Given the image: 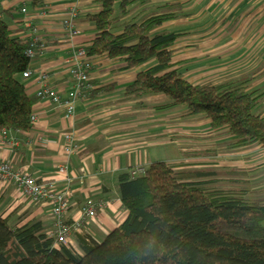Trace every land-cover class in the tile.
<instances>
[{"label": "crops", "instance_id": "1", "mask_svg": "<svg viewBox=\"0 0 264 264\" xmlns=\"http://www.w3.org/2000/svg\"><path fill=\"white\" fill-rule=\"evenodd\" d=\"M29 1L4 0L0 3V13L17 10L12 13L13 19L7 20L13 35L24 42L36 40L43 48L32 61L31 78L24 80L27 95L35 97L44 87L60 94L61 104L55 106L46 99L36 101L31 108L36 119L31 129L26 133L6 131L5 137H0V160L7 161L14 171L34 178L38 184H55L58 190L66 189L69 223L78 218L84 201L103 203L105 208L96 212L94 223L84 222L82 234L100 243L124 221L126 212L120 203L117 183L123 173L146 169L156 162L182 164L183 170L190 171L214 172L231 167L230 156L221 159L214 153V137H222L228 143L231 138L227 131L214 132L203 117H186L183 111H156L166 104L162 97L125 96L126 87L152 63L121 72L120 63L104 58L89 60L93 91L110 85L114 88L110 93L89 98L90 92L84 100H75L74 114L65 119L68 102L65 94L73 90L67 76L68 60L77 49L93 41V26L84 18L99 13L100 3L42 0L40 8H32ZM140 3L144 4L140 6ZM166 3L182 4L183 13L193 14L180 22L182 37L172 48L174 69L194 86L253 79L251 90L262 96L255 113L264 117V0H137L131 10L140 6L135 10L142 9V15L138 14L137 18L140 19L148 8ZM66 23L72 25L74 36L68 33ZM175 28L171 22L162 29L173 32ZM66 134L72 136L74 151L71 166L63 173L60 166L64 164L63 135ZM206 139L213 141L206 144ZM205 144L213 153H201ZM221 160L225 164L220 165ZM239 165L233 164L232 168ZM244 174L234 178L235 182L249 175L246 170ZM66 178L71 180L67 187L63 184ZM79 179H83L82 184ZM0 218L14 229L40 223L43 234L48 236L51 232L48 208L28 204L18 187L1 182ZM71 246L77 252L73 241Z\"/></svg>", "mask_w": 264, "mask_h": 264}, {"label": "trees", "instance_id": "2", "mask_svg": "<svg viewBox=\"0 0 264 264\" xmlns=\"http://www.w3.org/2000/svg\"><path fill=\"white\" fill-rule=\"evenodd\" d=\"M98 1L99 13L84 18L95 32L83 48L86 59L120 63L121 72L152 63L126 87L127 98L162 97L166 104L156 111L203 117L212 131H227L238 147L264 150V117L255 113L262 96L251 90L253 79L194 86L174 69L172 48L182 36L162 28L181 18V4L148 8L137 19L131 10L137 0ZM29 4L40 8L42 0ZM16 11L0 13V133L28 132L38 101L27 95L22 78L33 61L26 55L30 43L7 24ZM113 88L92 91L89 98ZM183 167L156 162L141 175L131 177L133 170L119 175L124 221L100 243L74 234L77 252L54 246L40 223L14 229L0 218V264H264V199H252L237 186L220 188L233 178Z\"/></svg>", "mask_w": 264, "mask_h": 264}, {"label": "built area", "instance_id": "3", "mask_svg": "<svg viewBox=\"0 0 264 264\" xmlns=\"http://www.w3.org/2000/svg\"><path fill=\"white\" fill-rule=\"evenodd\" d=\"M4 0H0V3ZM24 11L22 10V13ZM71 16L74 15L71 13ZM66 29L71 36L76 33L70 23H66ZM43 51L42 46L33 40L30 42L26 55L34 59L39 57ZM69 68L67 69V76L73 83V90L66 93L65 96L68 102L65 104L64 118L68 119L74 114L75 100L82 101L85 96L92 92L93 86L90 81L91 64L86 59L82 48L77 49L68 60ZM32 76L30 71L22 74L23 80H28ZM43 83L46 82L44 78ZM35 98L50 102V104L58 106L61 104V95L50 89L42 87L35 93ZM31 124L36 121L35 117L31 115ZM6 131L0 133V137H5ZM66 143L63 149L64 164L60 166V171L65 173L71 166L70 158L73 154V140L70 134L63 135ZM144 173L143 168H136L130 172L131 177H135ZM0 182L3 184H11L18 187L26 202L30 205H43L48 208L51 218V232L48 238L53 240L54 246L69 247L73 241V235L81 233L82 225L86 220L89 222L95 221L96 212L103 210L105 205L103 203H94L90 200L84 201L78 210V218L69 223V194L67 190H58L55 184H38L37 181L24 175L20 172L14 171L10 164L5 160H0ZM71 183L70 178H66L64 185L67 187ZM79 183H83V179H79Z\"/></svg>", "mask_w": 264, "mask_h": 264}, {"label": "rangeland", "instance_id": "4", "mask_svg": "<svg viewBox=\"0 0 264 264\" xmlns=\"http://www.w3.org/2000/svg\"><path fill=\"white\" fill-rule=\"evenodd\" d=\"M143 4L144 3H140V6ZM140 6L132 9V16L133 17H136V16H138V14H141L140 11L142 9L135 12V10L139 9ZM183 7H184V5L181 4V18H179L177 21L173 22L174 26H176V28L173 29L172 33L176 32L175 34H179V32H181V27H180L181 26L180 25L181 20L186 18L188 15H189V17L193 16V14H190V13H183L182 12ZM144 15L145 14H143V16ZM258 81H260L259 78H258ZM222 82H224V81H222ZM210 83H216V82H210ZM219 83H221V82H219ZM214 138H215V142H216V151L214 152L215 155L218 157H221V159L223 157H229L230 156L228 158L230 160L232 159V161H229L230 165L236 164L238 166L240 164L239 168H232V165H231V167H227L226 169H220V170H222L221 173H219V171H215V172L218 173L219 175L222 174L226 178H233V180L237 176L227 177L228 174L231 175V173H234L236 175H239V177H240V176L246 175V174H244L245 170L249 174L248 176L242 177L240 179L243 181H240L238 183L236 182L237 184L235 183L236 184L235 186L233 185V182H232V184L227 185V182H229V181L224 179V182H223L224 184L220 188H222V189H230V188L234 189L237 186V188L246 190L249 193V195L251 197H253L252 199H264V153L258 151L260 149H258L257 147H254V146L238 147L237 145L233 144L231 139L229 140L228 143H226L225 142L226 140H223L222 137H214ZM209 141H213V140L206 139L204 142L206 144H209L208 143ZM199 143H200V141H199ZM206 144H205L206 147H205L204 151H202L201 153H203V154L204 153L205 154L213 153V151H210L208 149L210 147L207 148V146H209V145H206ZM241 148H243V149L241 150ZM194 152H197V151H190V153H194ZM247 156H249V157H247ZM234 160H236V161H234ZM223 162L224 161L221 160L220 165L225 164ZM197 166H199V165H197ZM245 166H249V167L246 169H242V167H245ZM196 168H203V167H196ZM205 170H207V169H205ZM240 174H242V175H240Z\"/></svg>", "mask_w": 264, "mask_h": 264}]
</instances>
